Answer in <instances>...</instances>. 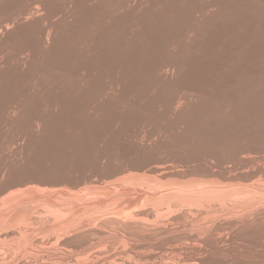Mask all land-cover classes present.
<instances>
[{"label": "bare ground", "instance_id": "1", "mask_svg": "<svg viewBox=\"0 0 264 264\" xmlns=\"http://www.w3.org/2000/svg\"><path fill=\"white\" fill-rule=\"evenodd\" d=\"M185 1L0 0V264H264L262 10Z\"/></svg>", "mask_w": 264, "mask_h": 264}, {"label": "rangeland", "instance_id": "2", "mask_svg": "<svg viewBox=\"0 0 264 264\" xmlns=\"http://www.w3.org/2000/svg\"><path fill=\"white\" fill-rule=\"evenodd\" d=\"M191 2H192V0H190ZM189 1V2H190ZM246 1H248L247 3H249L250 5H252L253 6V8H256V9H260V10H262V13L259 15V18H258V21H259V25L262 27V28H264V0H243V2H245L246 3ZM198 2H201V0H197L196 1V4H199ZM253 2V3H252ZM254 2H257V3H254ZM261 2V3H260ZM186 3V4H185ZM185 3H184V0H183V2H182V0H180V3H179V8H186L187 6H188V3L185 1ZM185 4V5H184ZM262 4V5H261ZM184 5V6H183ZM257 5V6H256ZM258 5H260V7L258 6ZM238 7L240 8V6L238 5ZM262 19V20H261ZM261 21V22H260ZM260 26H259V28L256 30V32L254 33L255 34V40H254V49L256 50V51H260L261 49H262V47H263V45H264V30L262 29V28H260ZM260 33V34H257V33ZM258 35V36H257ZM257 38V39H256ZM218 40H219V38H217ZM216 39V40H217ZM216 40H214V41H212V44H211V42L209 43V44H207L206 43V45H205V47H204V42H202V47L201 48H203L202 50H198L197 52L196 51H194V49L192 50V45H191V43H185L184 41H183V39L182 38H179V39H176V40H174V42H177L178 44H179V41H180V45H182L181 46V48H182V50L184 51V52H186V53H184L186 56H188L190 59H195V65L193 66V70L194 71H196L197 73H199V74H204V72H206V67H205V63H204V61L205 60H208V59H214V58H216L217 57V54H218V56L219 55H221L222 53H224L225 52V50H226V48H225V45H226V43L227 42H225V41H223V42H225V44H223L222 45V47H220V46H217V43H218V41H216ZM187 44V45H186ZM210 45V46H209ZM159 46H161V44L159 45ZM258 46V47H257ZM188 47V48H187ZM190 48V49H189ZM224 48V49H223ZM210 49L212 50V51H210ZM218 50V51H217ZM208 51V52H207ZM216 51V52H215ZM213 54H212V53ZM215 52V53H214ZM203 53V54H202ZM205 53V54H204ZM190 54H191V56H190ZM208 54V55H207ZM214 55V56H213ZM199 56H200V58H201V60H200V58H199ZM203 56H207V57H203ZM201 61V62H200ZM199 64H200V66H199ZM197 65V66H196ZM204 68V69H203ZM214 69V68H213ZM212 69V70H213ZM52 152H54V153H44L45 154V156H54V155H58V156H70V155H73V154H71V153H58L57 154V150L55 151H52ZM106 180H109V179H106ZM141 207H143L142 205H140ZM140 206H138V208H141Z\"/></svg>", "mask_w": 264, "mask_h": 264}]
</instances>
